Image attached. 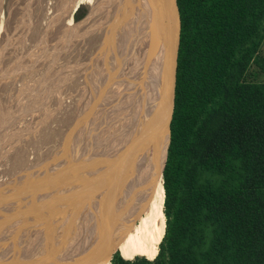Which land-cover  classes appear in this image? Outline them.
I'll return each mask as SVG.
<instances>
[{"label":"trees","instance_id":"1","mask_svg":"<svg viewBox=\"0 0 264 264\" xmlns=\"http://www.w3.org/2000/svg\"><path fill=\"white\" fill-rule=\"evenodd\" d=\"M166 22L165 227L110 263L264 264V0H171Z\"/></svg>","mask_w":264,"mask_h":264},{"label":"rangeland","instance_id":"2","mask_svg":"<svg viewBox=\"0 0 264 264\" xmlns=\"http://www.w3.org/2000/svg\"><path fill=\"white\" fill-rule=\"evenodd\" d=\"M20 1L0 0V241L5 237L14 241L20 239L14 227L7 230L12 225L8 224L7 220H11L9 216L20 212L26 215V212L33 211L30 214L35 216L27 213L26 219L21 220L24 222L20 230L25 235L27 228L30 231L27 234L29 242L33 237H44V234H38L42 230L45 233L54 230L46 226L50 225L48 219L51 215L44 213L38 216L40 211L37 209L55 214L59 206L57 209L53 206L59 199H63L62 205L67 207L65 210L71 208L78 191L85 186L84 189L89 191L91 187L92 191V186L102 183L98 178L100 173L111 163L114 164L119 152L124 150L115 145L114 151L112 144L110 151L108 144L123 140L121 135L115 138L114 130L118 121L120 123L119 113H122L118 105L123 104V97L127 100V86L123 84L127 82L130 69L125 74L127 35L120 34L122 31L118 28L115 36V30L107 28L104 22L98 24L94 16L88 19V0H79L70 14L66 7L57 6L55 0ZM62 1L64 3L65 0ZM10 36L12 39L9 41ZM39 123L43 127H39ZM95 180L99 182L93 183ZM8 231L11 233L6 234ZM114 245L119 251L118 244ZM117 254L113 255L111 248L110 258Z\"/></svg>","mask_w":264,"mask_h":264},{"label":"bare ground","instance_id":"3","mask_svg":"<svg viewBox=\"0 0 264 264\" xmlns=\"http://www.w3.org/2000/svg\"><path fill=\"white\" fill-rule=\"evenodd\" d=\"M49 1L52 2L53 0ZM55 1L58 3L57 6L66 7L67 9L65 10L70 14L71 8L75 6L79 0H65L64 3L62 0ZM88 2L90 4L88 19L94 16L98 24L104 22L107 28L109 27L115 30V36H117L119 28V30L122 31L120 34H126V38H128V60L125 65L126 71L124 70V72L126 74L127 70L129 71L130 69V73L129 77H127L126 84H123L125 87L127 86V88H125L127 100L123 97V104L120 103L118 105L119 108H122V113H119L120 117L118 116L120 123L118 121V124L115 126L116 128L114 127L115 138L118 139L121 135L123 140H115V143L108 144V149L110 151L113 145L114 151L116 147L124 150L119 152L117 157L114 155V157H116L114 164L111 163L108 165V167L110 166L109 168L106 167V169H103V173H100L98 178L101 179L102 183L97 181V178V180L93 181V183L96 181L97 183H101L100 185L98 183L92 186V191L91 187L90 190L88 189L89 191L84 189L86 186L83 189L79 188L82 190L78 191L79 194L75 197L76 200L73 201L71 208L65 210L67 207H63V199L57 201L55 199V206H52L56 207V209L59 206L57 213L55 211V214H52L50 211H46V209L45 212L43 211L44 209H37L40 211L38 216L44 213L45 215L46 213L47 215H51L48 219L50 225L46 226H50L54 230L52 229L53 231H49L50 233H45V230L38 233L40 235L44 234V237H37L36 239L33 237L34 239H30L28 242L27 234H29L30 231H27V228L25 235V232L20 230L24 222L21 220H23L24 217L26 219L27 213L30 214L33 211L26 212V215L23 212L17 214L13 211L12 213L15 214H13L12 217L9 216L11 220H7L8 224L12 225H9L7 230H9L10 227H14L16 229L14 230L15 233L19 235L20 239L14 241L11 239L9 240V237H5L4 240L0 241V264H111L110 252L114 243L118 244L119 252L124 257L131 259L136 255H143L150 258L157 253L159 241L165 227L163 206L164 189L161 167L167 143L165 67L168 54V32L166 20L171 0H88ZM33 5L31 7H33ZM15 9L18 10V8ZM13 11L12 9V12ZM15 14L17 13L15 12ZM12 18H15V16ZM90 25L91 23L89 26ZM11 39L10 36L9 41ZM9 41L6 43H9ZM115 58H113V60ZM7 65L8 64H6V66ZM122 93L124 94V92ZM13 123L15 125V122ZM41 126V123H39V127ZM26 136L28 135L26 134ZM28 143L30 144V142ZM126 145L127 150L124 148ZM113 154H115V152H113ZM13 168L15 170V163ZM8 169L9 168H7V170ZM52 183L50 182V184ZM4 184H6V182ZM82 184L84 185L85 182ZM82 184L80 185L82 186ZM38 185L40 187V184ZM94 188L95 190H93ZM56 191L58 192V189ZM37 210L34 209V211ZM10 212L11 210L9 213ZM3 224L6 226V221H4ZM36 228L39 229L38 226H36ZM18 231L21 232L19 233ZM9 233H11V231L6 232V234ZM7 250H11V252ZM19 250L21 252L20 254ZM23 250H25V252ZM27 250H29L30 253L27 252ZM5 251L6 253H4ZM2 253H4V255H1ZM4 258L9 259L6 260Z\"/></svg>","mask_w":264,"mask_h":264},{"label":"water","instance_id":"4","mask_svg":"<svg viewBox=\"0 0 264 264\" xmlns=\"http://www.w3.org/2000/svg\"><path fill=\"white\" fill-rule=\"evenodd\" d=\"M176 4H177V0H176ZM179 34H180V19H179ZM179 45V44H178ZM177 54H178V50H177ZM176 66H177V58H176ZM175 81H176V69H175ZM174 93H175V87H174ZM173 110H174V108H173ZM173 115V114H172ZM172 119V118H171ZM171 123V122H170ZM169 129H170V126H169ZM169 145H170V143H169ZM169 148V147H168ZM167 154H168V150H167ZM167 161V160H166ZM165 165H166V163H165ZM164 168H165V166H164ZM163 171H164V169H163ZM162 176H163V173H162Z\"/></svg>","mask_w":264,"mask_h":264}]
</instances>
